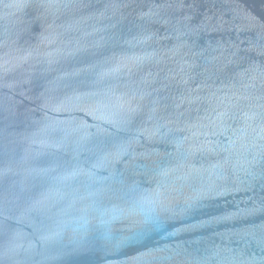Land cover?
Listing matches in <instances>:
<instances>
[{"label":"water","instance_id":"obj_1","mask_svg":"<svg viewBox=\"0 0 264 264\" xmlns=\"http://www.w3.org/2000/svg\"><path fill=\"white\" fill-rule=\"evenodd\" d=\"M0 264H264V0H0Z\"/></svg>","mask_w":264,"mask_h":264}]
</instances>
